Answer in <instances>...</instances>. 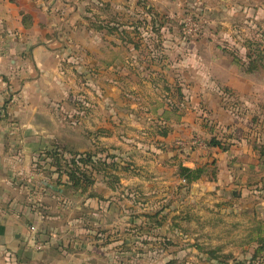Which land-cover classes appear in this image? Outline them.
I'll use <instances>...</instances> for the list:
<instances>
[{
    "label": "rangeland",
    "instance_id": "rangeland-1",
    "mask_svg": "<svg viewBox=\"0 0 264 264\" xmlns=\"http://www.w3.org/2000/svg\"><path fill=\"white\" fill-rule=\"evenodd\" d=\"M142 3L153 7L149 23L157 21L164 28V52L183 92L184 99L178 96L177 101L175 91L165 95L174 105H180L178 113L168 114V120L175 123L184 118L173 126L174 131L178 130L173 148L186 157L170 159L175 153L165 152L152 138L158 131L152 130L154 134L149 135L153 122L156 124L161 116L165 120L161 112L169 102L163 98L162 83H148L147 60L154 46L145 45L146 41L152 42L153 36L149 38L144 29L139 34L144 42L137 50L124 44L118 45L119 50L112 48L111 42L116 39L101 33L87 34V51L79 46L83 35L74 33L70 41L62 39L68 45L61 42L56 47L70 72L67 102L72 108L65 106L60 118L81 134L93 137V142L98 141L97 128H107L113 136L103 141L104 145L91 140L89 152L113 151L124 167L134 164L138 175L122 172L117 198L120 204H126L129 216L141 223L134 229L136 264H160L164 259L166 264H264V153L260 150L264 146V69L242 75L231 64L230 55L245 58L260 53L264 59V0H85L78 12L84 21L88 16L111 34L118 20L123 26L143 24L148 13ZM258 8L262 9L259 19L247 17ZM245 9L249 10L246 14ZM60 12L59 6L55 13ZM64 23L72 26L67 20ZM127 36L126 42L134 38L139 46L135 34ZM103 37L104 58L111 57L113 49L120 51V59H129L135 68V76L117 67L106 71L95 61L101 56L96 45ZM116 70L121 75L117 76ZM157 75L158 71L154 78L159 79ZM86 127L88 130L83 132ZM211 128L229 144L227 153L208 146ZM197 140L199 145L195 144ZM163 152L166 156L162 160L168 158L165 166L173 171L177 184L173 193L161 188L163 193L149 200L139 185H126L127 180L145 178L155 191L157 185L147 177L150 170H156L150 159ZM180 165L205 167L207 174L189 184L179 175ZM164 230L171 233L170 241L166 237L157 241ZM159 249H167V256H158Z\"/></svg>",
    "mask_w": 264,
    "mask_h": 264
},
{
    "label": "crops",
    "instance_id": "crops-1",
    "mask_svg": "<svg viewBox=\"0 0 264 264\" xmlns=\"http://www.w3.org/2000/svg\"><path fill=\"white\" fill-rule=\"evenodd\" d=\"M84 2L85 0H0V264H136L134 229L141 223L129 216L126 204H120L117 198L119 185L110 187L107 180L98 177L96 183L86 191L75 190L68 183L66 175L58 179L56 173L38 168V161L44 159L43 153L47 151L93 153L87 147L91 145V140L93 142V137H88L85 132L88 128H84L85 133L81 134L76 131V127L60 118L65 106L72 108L67 102L71 76L66 69V60L58 53L56 46L61 44L63 38L70 41L75 33L83 35L79 46L87 51V40L84 42L87 34L101 33L116 39L111 42L112 48L119 50L118 45L124 44L137 50L134 38L126 42L124 37L120 39L119 33L127 31L136 36V28L139 29L138 32L144 29L143 32L149 38L153 36L152 42L146 41L145 45L160 49L157 58L149 54L148 66L155 70H149L148 83L159 81L154 78L156 71L159 72L157 76L164 74L162 76L170 83L176 85L179 81L173 76L170 59L164 52L163 26L156 21L155 26L160 30L154 32L153 24L149 23L153 7L142 3V8L148 13L143 24L123 26L118 25V20L116 31L113 32V29V33L108 34L106 27L94 24L88 18V9L84 13L87 16L85 21L81 18L78 11ZM59 6L62 12L57 15L55 9ZM248 11L245 9L244 13ZM26 15L30 19L25 22ZM246 15L255 16L257 20L262 15V9L258 8ZM97 18L99 19L98 16ZM65 20L72 24L70 28L64 23ZM87 21H90V25ZM256 24L257 27L258 23ZM119 26L122 27L118 29ZM155 33L159 35L156 36ZM104 39L101 38L96 45L101 56H97L95 61L105 66L106 71L117 67L135 76V68L129 63V59H120V51L113 49L112 56L104 58ZM67 41L62 44L65 42L66 45ZM156 41L159 44L152 45ZM162 59L163 64H158ZM153 60L155 63L152 64L155 66L151 65ZM231 64L235 66L232 60ZM116 75H121L120 71L116 70ZM131 93L136 94L135 91ZM162 94L164 97V91ZM156 103L158 102L152 103L153 107ZM162 109L161 113L164 114L168 105L165 104ZM162 119L161 116L156 124L153 122L149 135L154 134L152 130L156 131L158 124L165 123L166 119L164 122ZM183 119L182 117L175 123L169 122L172 130L174 124H179ZM96 131L101 143L113 136V132L109 134L103 126H99ZM154 135L152 138L159 142L158 145L165 152L175 153L170 159L186 157L182 151L177 154L178 151L173 148L178 130H173L167 136L157 132ZM98 141L94 140L96 144H99ZM98 153L99 156L102 155L101 152ZM109 153L115 155L113 151ZM164 156L166 153L163 152L150 159L156 170H150L147 177L149 182L157 185L155 191H151L145 178L143 181L128 178L126 185H139L143 194L150 196L149 200L163 193L161 188L173 193L177 183L173 171L169 172L165 166L168 158L162 160ZM187 160L194 164L192 158ZM121 175L123 173H118L120 180ZM131 188L127 186V190ZM128 202V205L131 204ZM31 227H35L36 231H31ZM159 235V238L156 237L157 241H164V237L170 241L171 233L166 230L159 232ZM37 245H41L42 249L39 250ZM167 252V249H159L156 254L166 257ZM158 261L160 260L156 262ZM164 261L165 259L160 261V264H166Z\"/></svg>",
    "mask_w": 264,
    "mask_h": 264
},
{
    "label": "trees",
    "instance_id": "trees-1",
    "mask_svg": "<svg viewBox=\"0 0 264 264\" xmlns=\"http://www.w3.org/2000/svg\"><path fill=\"white\" fill-rule=\"evenodd\" d=\"M150 11V10H149ZM26 19H30L29 16H24V20L26 22ZM156 24L153 23V31L157 30L159 31V27L155 26ZM120 27H118L119 29ZM114 28H112L113 30ZM115 30V29H114ZM126 30V29H124ZM139 29L136 28V36L139 39V46L137 44L136 48H140V43L144 42V38L142 35H139L141 32H138ZM155 32V31H154ZM121 37H126L129 34L127 31H120L119 33ZM159 33H155L157 36ZM127 36V38H128ZM142 38V39H141ZM132 41V40H131ZM137 43V42H136ZM156 49V50H153ZM153 52V53H152ZM160 53V49L157 46H154L152 48L151 53L152 54ZM229 53V51H225ZM232 57V62L235 66L238 67L239 71L242 73V75H253L256 73V71H259L261 68L264 69V59L263 56L259 54H247L245 58H241L240 56L234 55L230 53ZM156 57V56H154ZM157 58V57H156ZM155 60L151 62V65H154L152 63ZM164 59L160 60L158 64H163ZM149 70L152 68L151 66H148ZM152 71V70H150ZM154 72V71H153ZM164 75V74H162ZM160 75L159 81H155L156 83H162L164 88V99L165 101L169 102L168 110L164 113V117L166 119L164 124H158L156 131L162 136H167L172 128H170L169 120H168V114L171 112H179L180 105L175 103L174 105L170 98H168L166 92H174L176 98L179 96L181 99H184L182 89H180L179 84L171 85L169 80H167L164 76ZM162 76V77H161ZM175 89H173V87ZM169 95V94H168ZM182 104V102H180ZM163 121V122H164ZM207 127V126H206ZM169 128V129H168ZM215 132L213 128L209 130V134L211 139L208 141V146L211 149H218L223 152L229 151V144H225L222 140H220V137ZM261 153H264V146L260 147ZM107 152L106 150H102V155L99 156V153H85L81 154L78 152H66L62 150H53V151H47L43 153L45 155L43 160L38 161V168L39 170L44 168V170H49L50 173H56L58 175V179H61L64 175H66L68 179V183L70 186L75 190H83L86 191L90 187H92L95 183L98 177H102L103 180H107L110 187H115L120 182V177L118 176V173L126 172V173H133L136 176V170L134 167V164H126L127 167H124L122 163L116 161L117 156L112 155L110 153H104ZM43 163V164H42ZM42 172V171H41ZM206 168H196L191 169L188 167H185L183 165L179 166V175L181 178L186 180L187 183L191 184L198 180H200L204 175H206Z\"/></svg>",
    "mask_w": 264,
    "mask_h": 264
},
{
    "label": "built area",
    "instance_id": "built-area-1",
    "mask_svg": "<svg viewBox=\"0 0 264 264\" xmlns=\"http://www.w3.org/2000/svg\"><path fill=\"white\" fill-rule=\"evenodd\" d=\"M199 140H197L196 142H195V144L196 145H199ZM204 144L202 143L201 144V146H203ZM203 147H205V145L203 146ZM31 231H33V232H35L36 231V228L35 227H31ZM37 248L40 250V249H42V246L41 245H37Z\"/></svg>",
    "mask_w": 264,
    "mask_h": 264
},
{
    "label": "water",
    "instance_id": "water-1",
    "mask_svg": "<svg viewBox=\"0 0 264 264\" xmlns=\"http://www.w3.org/2000/svg\"><path fill=\"white\" fill-rule=\"evenodd\" d=\"M225 1H227V0H225Z\"/></svg>",
    "mask_w": 264,
    "mask_h": 264
}]
</instances>
